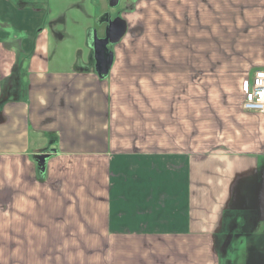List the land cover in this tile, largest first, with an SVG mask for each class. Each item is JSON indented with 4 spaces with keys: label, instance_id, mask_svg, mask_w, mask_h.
Masks as SVG:
<instances>
[{
    "label": "crops",
    "instance_id": "0c3cea01",
    "mask_svg": "<svg viewBox=\"0 0 264 264\" xmlns=\"http://www.w3.org/2000/svg\"><path fill=\"white\" fill-rule=\"evenodd\" d=\"M134 2L0 0V264H264V114L225 108L204 141L200 108L180 102L177 146L122 138L119 61L109 48L99 75L92 42L109 7ZM162 2L180 30L178 75L173 60L163 80L202 83L187 52L194 68L200 52H240L225 66L244 101L264 70V0Z\"/></svg>",
    "mask_w": 264,
    "mask_h": 264
},
{
    "label": "rangeland",
    "instance_id": "374dc122",
    "mask_svg": "<svg viewBox=\"0 0 264 264\" xmlns=\"http://www.w3.org/2000/svg\"><path fill=\"white\" fill-rule=\"evenodd\" d=\"M136 2L129 5L133 6V9L130 8L133 14L131 12L129 14V16L132 14V18H129L131 29L117 45L109 46L110 49L115 50L116 59L119 61L114 74L122 79L116 86L123 110L120 111V124L122 138L125 141L134 143L136 139L145 140L152 137L155 141H162L164 136L171 142V146H177L176 142L173 143L174 141L180 136H189L186 132L187 126L181 125H190L188 121L190 117L179 116L180 119H185L186 123H180V127L174 126L176 122H179L175 114L180 102L181 105L185 102L187 111L190 108L193 109V106L200 108L197 118L201 117L204 141L209 137V129L205 124H208L210 119L220 123L226 115H232L233 118L236 111H222L225 108L241 107L246 113L264 114L249 112L243 108L244 101L239 90L238 74L234 72V69H226L225 65L230 61L227 59L228 56L231 60L241 59L240 52H200V59L196 62L200 65L198 68H194V52H187L186 63L192 62V64L186 67L185 72L192 82L193 80L196 82L201 77L202 83L199 85L185 83L183 88V84L175 79L167 84L162 77L165 74V67L173 60L174 64L168 67L170 76L178 75L179 52L177 49L180 42V30L177 13H171L168 20L165 16L167 4L162 0H136ZM130 9L124 7L122 3L115 8L109 7L110 20L120 19V16ZM99 28V38H103L105 29ZM181 37L183 38V35ZM187 39L188 43H194L193 34L188 35ZM253 71V69L250 70L251 75ZM125 77H129L130 80H126ZM194 88L196 92L199 89V93L193 94ZM168 98L169 102H167ZM162 111H170V125L173 124L172 128H177V131L162 132ZM191 120L193 122V119ZM150 124L154 125L153 131ZM137 129L142 131L138 132Z\"/></svg>",
    "mask_w": 264,
    "mask_h": 264
},
{
    "label": "water",
    "instance_id": "95a60500",
    "mask_svg": "<svg viewBox=\"0 0 264 264\" xmlns=\"http://www.w3.org/2000/svg\"><path fill=\"white\" fill-rule=\"evenodd\" d=\"M105 23L104 37L99 38L96 34L92 42L97 72L101 76L107 75L113 65V53L109 50V46L119 43L127 31L126 22L122 19L112 21L108 18Z\"/></svg>",
    "mask_w": 264,
    "mask_h": 264
},
{
    "label": "built area",
    "instance_id": "2783aa9c",
    "mask_svg": "<svg viewBox=\"0 0 264 264\" xmlns=\"http://www.w3.org/2000/svg\"><path fill=\"white\" fill-rule=\"evenodd\" d=\"M243 108L249 112L264 113V70H258L243 83Z\"/></svg>",
    "mask_w": 264,
    "mask_h": 264
}]
</instances>
